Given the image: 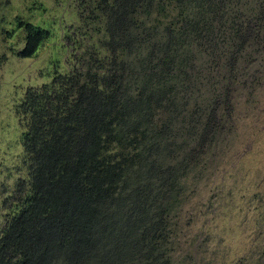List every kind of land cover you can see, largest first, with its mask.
I'll use <instances>...</instances> for the list:
<instances>
[{
  "label": "trees",
  "instance_id": "trees-1",
  "mask_svg": "<svg viewBox=\"0 0 264 264\" xmlns=\"http://www.w3.org/2000/svg\"><path fill=\"white\" fill-rule=\"evenodd\" d=\"M235 4L79 2L95 20L104 15L95 27L100 45L78 47L86 51L78 50L70 73L51 86L28 89L19 105L29 178L4 200L11 215L0 230V264L174 263L166 198L176 199L185 174H162L158 157L170 158L162 148L182 139L174 114L187 109L174 96L195 77L194 52L217 55L218 39L228 38L218 33H241ZM89 15L79 28L85 34L94 21ZM16 21L25 32L19 54L35 56L49 30L20 16ZM211 106L209 114L219 103Z\"/></svg>",
  "mask_w": 264,
  "mask_h": 264
},
{
  "label": "rangeland",
  "instance_id": "rangeland-1",
  "mask_svg": "<svg viewBox=\"0 0 264 264\" xmlns=\"http://www.w3.org/2000/svg\"><path fill=\"white\" fill-rule=\"evenodd\" d=\"M9 1L0 5V230L11 215L4 200L29 178L19 105L28 89L51 86L70 73L78 50L86 51L78 47L100 45L95 27L104 18L97 12L98 22L91 9L82 11V0ZM235 3L237 26L244 30L218 33L228 38L218 39L217 55L194 52L195 77L174 96L187 109L174 114L182 139L162 148L170 158L157 156L162 174H185L176 199L166 198L175 264H264V0ZM86 14L94 17L87 34L79 30ZM17 16L50 32L34 57L19 54L25 32L17 28ZM222 90L229 94L219 96ZM213 102L219 108L209 114Z\"/></svg>",
  "mask_w": 264,
  "mask_h": 264
},
{
  "label": "clouds",
  "instance_id": "clouds-1",
  "mask_svg": "<svg viewBox=\"0 0 264 264\" xmlns=\"http://www.w3.org/2000/svg\"><path fill=\"white\" fill-rule=\"evenodd\" d=\"M25 44V43H24ZM41 47V46H40ZM23 48V47H22ZM20 50H22V49H20ZM39 50V49H38ZM22 57V56H21ZM34 57V56H33ZM22 58H24V57H22ZM29 58V57H28ZM26 95V94H25ZM24 100V99H23ZM22 103V102H21Z\"/></svg>",
  "mask_w": 264,
  "mask_h": 264
}]
</instances>
